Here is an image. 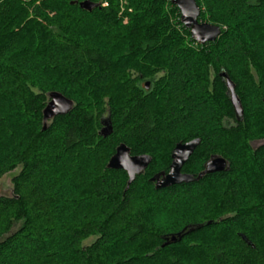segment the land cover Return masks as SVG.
Here are the masks:
<instances>
[{
	"label": "trees",
	"instance_id": "trees-1",
	"mask_svg": "<svg viewBox=\"0 0 264 264\" xmlns=\"http://www.w3.org/2000/svg\"><path fill=\"white\" fill-rule=\"evenodd\" d=\"M74 1L0 0V178L19 169L0 196V264H264V144H251L264 139V0H195L221 29L203 45L170 0ZM52 91L73 106L44 130ZM194 138L182 172L211 156L228 168L155 189ZM120 143L151 157L128 187L106 166ZM37 231L41 255L19 261L17 239Z\"/></svg>",
	"mask_w": 264,
	"mask_h": 264
},
{
	"label": "water",
	"instance_id": "water-1",
	"mask_svg": "<svg viewBox=\"0 0 264 264\" xmlns=\"http://www.w3.org/2000/svg\"><path fill=\"white\" fill-rule=\"evenodd\" d=\"M170 2L179 9L181 23L190 31L191 38L198 44L203 45L206 42L215 41L220 33L219 26L202 22L198 19L200 9L195 0H170ZM98 6V3H94L90 0H84L79 3V7L83 10L90 11L94 7ZM227 87V93L229 94L230 102L238 114H242L241 102L234 91V84L227 77L225 73L222 74ZM148 87V82L145 83ZM49 102L43 110V127L45 130L47 121L54 118L56 115H61L69 112L72 109L73 101L66 98L59 92L52 91L48 94ZM103 127L100 134L103 137L109 135L112 131L111 124L108 119L101 121ZM199 138L187 142H178L174 146L171 152V162L169 165V171L167 174L164 172L158 173L153 176L150 181L154 183L155 189H161L171 187L181 183H189L194 180H198L205 174L220 172L228 168L226 160L220 156H211L209 161L205 165V169L200 172L196 177L191 174L181 173L180 170L184 163L188 160L195 147L199 144ZM151 162V157L147 154L131 155L130 149L124 143H120L115 148V153L110 157L107 168L120 169L127 173L126 187L135 179L136 176L142 174ZM195 227H191L189 230H194ZM177 236H171V241H175L178 237H182L180 233ZM243 238H245L243 236ZM166 241L163 245L168 244Z\"/></svg>",
	"mask_w": 264,
	"mask_h": 264
},
{
	"label": "rangeland",
	"instance_id": "rangeland-1",
	"mask_svg": "<svg viewBox=\"0 0 264 264\" xmlns=\"http://www.w3.org/2000/svg\"><path fill=\"white\" fill-rule=\"evenodd\" d=\"M99 2V1H98ZM126 1L122 0L121 2V6L123 8V6L125 5ZM105 4V3H104ZM130 11V10H129ZM123 23H126L127 21V18L126 17H123ZM101 35V33H99ZM99 34H95V36H98ZM229 41H226V43H228ZM228 45V44H227ZM229 47V46H228ZM147 82V81H146ZM205 106L211 108V104L208 102V101H205L204 102ZM253 129V127L251 128ZM255 129V128H254ZM101 129L99 130V133H100ZM252 146L253 147H258L259 145L261 144H264V139L262 140H255L253 142H251ZM19 172V169H15L14 171L12 172H9V173H6L5 175H3L1 178H0V196H8V197H11L14 193H13V183H12V178ZM46 206L45 210L48 208H50L49 206L47 205H44ZM34 209L32 208V211ZM33 235L28 239L29 241L25 240V239H21V240H18L16 241V245H24L26 247H28L26 249V254L25 256L22 258V260L19 259V261H24L28 255H30L31 257L35 256V254H39L41 255V251L38 252V250L41 249L40 246L41 245V241L42 239L44 240L45 239V236L43 233H40V232H33L32 233ZM6 235V234H5ZM39 240V241H35L33 242L34 240ZM41 239V240H40ZM93 240L92 237L90 238H87L84 240L83 244L86 245V244H89L91 241ZM32 242V243H31ZM29 243V245H27ZM9 256H11L10 258H13V254H10ZM9 259V258H8ZM17 259V257L15 259H13L14 261ZM20 263V262H19Z\"/></svg>",
	"mask_w": 264,
	"mask_h": 264
},
{
	"label": "bare ground",
	"instance_id": "bare-ground-1",
	"mask_svg": "<svg viewBox=\"0 0 264 264\" xmlns=\"http://www.w3.org/2000/svg\"><path fill=\"white\" fill-rule=\"evenodd\" d=\"M82 1H84V0H81V1H74V3H77L78 6H79V3L82 2ZM94 3H95V2H94ZM222 74H223V73H222ZM222 74H221V76H222ZM225 74H226V73H225ZM222 77H223V76H222ZM227 77H228V76H227ZM228 78H229V77H228ZM223 79H224V78H223ZM224 81H225V80H224ZM231 82H232V81H231ZM145 83H146V82H145ZM232 83H233V82H232ZM145 87H146V86H145ZM146 88H148V87H146ZM48 94H49V93H48ZM228 95H229V94H228ZM47 98H48V100H47V102H46V105H47V103L49 102V97H48V95H47ZM46 105H45V107H46ZM231 105H232V104H231ZM45 107H44V108H45ZM232 107H233V105H232ZM241 107H242V106H241ZM44 108H43V110H44ZM43 110H42V125H43ZM233 110H234V113H235V116L237 117V119L240 118V117H242V114H243V110H242V108H241L242 114H238V113L236 112V110L234 109V107H233ZM47 123H48V121H47ZM102 127H103V126H102ZM102 127H101V128H102ZM194 139H195V138H194ZM192 140H193V139H192ZM114 153H115V152H114ZM114 153H113V154H114ZM210 158H211V157H210ZM210 158H209V159H210ZM109 159H110V158H109ZM209 159L206 161V163L209 161ZM108 161H109V160H108ZM206 163H205V165H206ZM107 164H108V162H107ZM107 164H106V166H107ZM181 169H182V168H181ZM204 169H205V167H204ZM204 169H203V170H204ZM203 170H202V171H203ZM168 171H169V166H168V170H167L166 172H165V171L157 172V173L153 174V175L150 177V179H151L153 176H155L156 174L161 173V172H164L165 174H167ZM202 171H201V172H202ZM180 172H181V173H184V174H190V173L182 172L181 170H180ZM191 175H192V174H191ZM197 175H198V174H197ZM197 175H196V176H197ZM193 176H194V175H193ZM196 176H194V177H196ZM150 182H151V181H150ZM152 183H153V182H152ZM153 186H154V183H153Z\"/></svg>",
	"mask_w": 264,
	"mask_h": 264
},
{
	"label": "flooded vegetation",
	"instance_id": "flooded-vegetation-1",
	"mask_svg": "<svg viewBox=\"0 0 264 264\" xmlns=\"http://www.w3.org/2000/svg\"><path fill=\"white\" fill-rule=\"evenodd\" d=\"M236 118H237V117H236ZM205 163H206V162H205ZM205 163L203 164V167H205ZM203 169H204V168H203ZM203 169H202V170H203ZM181 171H182V169H181ZM192 175H194V176H195V174H192Z\"/></svg>",
	"mask_w": 264,
	"mask_h": 264
}]
</instances>
